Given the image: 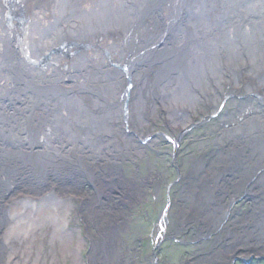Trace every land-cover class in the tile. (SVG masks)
I'll list each match as a JSON object with an SVG mask.
<instances>
[{"label":"bare ground","instance_id":"bare-ground-1","mask_svg":"<svg viewBox=\"0 0 264 264\" xmlns=\"http://www.w3.org/2000/svg\"><path fill=\"white\" fill-rule=\"evenodd\" d=\"M234 96L240 114H222L218 133L233 137L230 165L197 183L216 224L225 170L227 193L244 189L241 175L264 191V0H0V253L64 220L84 184L90 212L116 189L132 198L115 156L146 141L157 108L184 126L192 104L215 112Z\"/></svg>","mask_w":264,"mask_h":264},{"label":"rangeland","instance_id":"rangeland-1","mask_svg":"<svg viewBox=\"0 0 264 264\" xmlns=\"http://www.w3.org/2000/svg\"><path fill=\"white\" fill-rule=\"evenodd\" d=\"M244 84L231 86L243 96ZM261 89L255 85L254 92ZM234 97L235 101H218L215 112L192 104L190 125L184 126L172 125L157 108L147 124L146 141L137 140L121 163L115 156L135 184L132 198L123 199L113 189L102 197L105 204L90 212L83 209L81 199L93 189L84 184L81 196L71 199L64 220L54 217L50 224L4 244L1 264H264V241L259 236L264 191L259 189L258 176L252 180L241 175L235 184L244 181V189L227 193L228 173H222V180L216 174L217 168L230 165L222 155L233 137L218 133L229 123L222 114H240L231 106L242 99ZM210 173H215L212 179L218 175L216 181L222 184L212 187L222 194L218 224L212 222L216 213L195 199L199 179L211 182ZM221 206H227L226 212ZM7 232L0 230V241Z\"/></svg>","mask_w":264,"mask_h":264}]
</instances>
